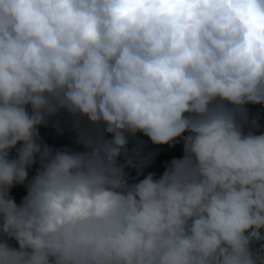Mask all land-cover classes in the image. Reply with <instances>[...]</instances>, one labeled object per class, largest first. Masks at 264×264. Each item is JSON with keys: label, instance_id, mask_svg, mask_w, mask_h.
Here are the masks:
<instances>
[{"label": "clouds", "instance_id": "9594fccd", "mask_svg": "<svg viewBox=\"0 0 264 264\" xmlns=\"http://www.w3.org/2000/svg\"><path fill=\"white\" fill-rule=\"evenodd\" d=\"M249 104L264 0H0V264H264ZM61 111L83 151L38 142ZM138 133L183 157L130 183Z\"/></svg>", "mask_w": 264, "mask_h": 264}, {"label": "trees", "instance_id": "16d2710c", "mask_svg": "<svg viewBox=\"0 0 264 264\" xmlns=\"http://www.w3.org/2000/svg\"><path fill=\"white\" fill-rule=\"evenodd\" d=\"M256 105H247L248 121L249 123L244 127V131H253L255 134L264 132V121L259 113L253 112V107ZM256 120L259 128H252L251 121ZM86 124V121H82ZM39 142L45 143L46 140L54 138L58 142V146L62 147V150L68 149L70 151H83L82 145L76 143V132L73 129V118L66 112L61 111L55 116L48 119L46 125L39 126ZM110 138V137H109ZM17 145H20L19 143ZM139 147V155L135 157L137 163H140L144 158L151 156L150 163L143 167L138 174L136 169L128 168L126 171L129 173L128 179L130 183H137L142 180L149 173H153L156 178H159L165 171L167 164L172 159L182 158L183 144L177 142L174 147L168 145L156 146L151 144L150 140L142 133H138L136 137H130L128 149L129 154H132V149ZM123 163V159H121ZM39 168V161L28 168V179L23 185H16L12 188L10 196L19 204L23 197L27 194L26 185L35 176L37 169ZM8 244L11 247L18 248L19 245L14 239H9Z\"/></svg>", "mask_w": 264, "mask_h": 264}, {"label": "rangeland", "instance_id": "374dc122", "mask_svg": "<svg viewBox=\"0 0 264 264\" xmlns=\"http://www.w3.org/2000/svg\"><path fill=\"white\" fill-rule=\"evenodd\" d=\"M253 112L259 113L264 121V105H256L253 107ZM39 142V141H38ZM179 143L183 144V141L180 140L178 141ZM42 145H47L48 147H50L53 152H55V150L60 149L62 150V147L58 146V142L56 140H54V138H52L51 140H46L45 143L40 142ZM21 145H17L16 148H19ZM16 148H13L12 150H10L9 156L10 158H16Z\"/></svg>", "mask_w": 264, "mask_h": 264}]
</instances>
